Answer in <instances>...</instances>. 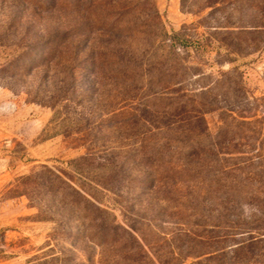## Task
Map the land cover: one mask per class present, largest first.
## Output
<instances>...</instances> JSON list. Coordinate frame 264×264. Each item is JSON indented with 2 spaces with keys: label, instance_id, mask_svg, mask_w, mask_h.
<instances>
[{
  "label": "rangeland",
  "instance_id": "obj_1",
  "mask_svg": "<svg viewBox=\"0 0 264 264\" xmlns=\"http://www.w3.org/2000/svg\"><path fill=\"white\" fill-rule=\"evenodd\" d=\"M55 257L264 264V0H0V264Z\"/></svg>",
  "mask_w": 264,
  "mask_h": 264
},
{
  "label": "trees",
  "instance_id": "obj_2",
  "mask_svg": "<svg viewBox=\"0 0 264 264\" xmlns=\"http://www.w3.org/2000/svg\"><path fill=\"white\" fill-rule=\"evenodd\" d=\"M44 1H47V0H44ZM135 12H136L135 10L134 11L132 10V12H130V13L133 14ZM150 15H148V16L150 17ZM164 34H165V36H168V37L170 36L169 39H172L174 41L177 40V43L179 42L178 44L181 45V46L187 47V46L191 45V42L188 39H186V38L180 39L179 34L176 33V32L173 33L172 35H169L167 33V31H165ZM162 41H165V39L162 38ZM175 46L177 47L176 44H175ZM233 100H234L233 102H235V103H232L231 105H228V107H227L228 110H234L233 108L235 106H237V103L239 102V100L237 98H233ZM201 122H202V127H201V129H202L201 133L202 134H199L197 136H193V135L192 136H187V138L184 139V140H187L189 142L188 144L191 145V148H190L191 151L188 152L189 153V160L188 161L192 165H194L193 168H192V166H191V168L193 170L196 169V172H197V175H196L197 176L196 177L197 181L194 184L195 186H197L198 183L201 182V177H202V175L198 172V170H200V171L206 170L212 164L211 161H208L207 156L200 157V155H204L205 154L204 151H205L206 148H208L207 150H210V148H215L216 147V142H214V137H215L216 134L208 131L207 126L204 124V119L203 118H201ZM243 122L246 123V121H243ZM199 145H200V150L198 151L197 148H198ZM201 149H204V150H201ZM215 155H216V157L219 156L217 151H215ZM149 171L151 172V174L154 173V176L152 177L153 181H155V180L159 181V180H161L160 178L163 177L164 175H166V176L167 175H174V174H177V172H178L177 171V166H172V167H168V168L164 169V171H162L164 173H161L159 168H155V167H152V166L150 167ZM220 171L223 174H225V173L228 174V173H230L232 171H236V169H231L230 167L226 168V167L222 166L220 168ZM157 176H159V177H157ZM224 180H225V178H224ZM220 181H221V179H220ZM219 185H222V184H219ZM72 189L75 192L78 193L77 189H74V187H72ZM229 192L233 193V190L232 191L230 190ZM247 194L250 195V196H256L259 193H258V191H255V190L251 189V190L248 191ZM80 196L81 197H80L79 200H75L72 203L74 208L76 210L80 211L79 217H77V218H79L80 220L82 219V222L87 221V220H91V222L92 221L93 222H96V221L100 222L101 220L99 219L98 216L97 217L96 216L92 217L91 215L93 213L98 212L99 210H103V209H101L98 205L94 204L90 198H88V197H86L84 195L83 196L80 195ZM82 212H84V213H82ZM65 222H66L67 226H69V232L68 233L72 232V230H73L72 228L74 227L72 219L68 218V220L65 221ZM128 226H130V228L134 229V227L132 225H128ZM99 227L100 228L98 230L100 232V235L102 236L101 238H103V239H108L111 235L117 234L118 229H121L123 232L129 233V235H131L133 238L135 237L134 236L135 235L134 232L129 231L126 227H124L122 225H119L117 223H113V224H109L108 225L107 223H104V222L101 221L99 223ZM104 244H105V241H103L102 243H99L98 246L101 248V247L104 246ZM172 254L174 255V252H172ZM59 259H60L59 257H55L53 259L55 261V264H65L63 259H62V261H61V259L60 260ZM58 261H61V262H58ZM171 264H193V263L177 262V263H171Z\"/></svg>",
  "mask_w": 264,
  "mask_h": 264
}]
</instances>
